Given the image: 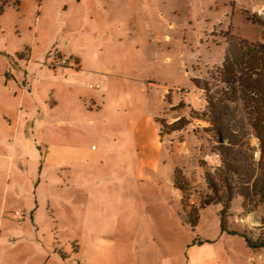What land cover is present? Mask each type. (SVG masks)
Segmentation results:
<instances>
[{
	"label": "rangeland",
	"instance_id": "obj_1",
	"mask_svg": "<svg viewBox=\"0 0 264 264\" xmlns=\"http://www.w3.org/2000/svg\"><path fill=\"white\" fill-rule=\"evenodd\" d=\"M263 8L264 0H0L3 77L14 74L51 112L21 126L18 140L2 126L0 264H264V247L249 243L263 234L264 215H244L242 198L225 228L222 205L201 209L195 229L186 219L210 195L205 172L221 166L195 80L221 88L229 36L264 44ZM55 51L75 71L61 73ZM60 119L65 126H55ZM241 126L259 159L258 139L247 120Z\"/></svg>",
	"mask_w": 264,
	"mask_h": 264
},
{
	"label": "trees",
	"instance_id": "obj_2",
	"mask_svg": "<svg viewBox=\"0 0 264 264\" xmlns=\"http://www.w3.org/2000/svg\"><path fill=\"white\" fill-rule=\"evenodd\" d=\"M252 21L259 22L256 18ZM226 43L219 71L221 88L213 91L207 83L201 85L195 80L207 94V131L217 139L221 166L214 172H205L210 195L186 215L193 229L198 225L199 211L208 206L222 205V228L226 227V217L236 197L242 198L244 215L264 206V44L250 45L236 36H229ZM245 120L259 141V159L255 157L257 148L241 126ZM177 173L176 170L174 185L183 190ZM249 243L255 249L264 247V232Z\"/></svg>",
	"mask_w": 264,
	"mask_h": 264
},
{
	"label": "crops",
	"instance_id": "obj_3",
	"mask_svg": "<svg viewBox=\"0 0 264 264\" xmlns=\"http://www.w3.org/2000/svg\"><path fill=\"white\" fill-rule=\"evenodd\" d=\"M3 48H0V133L2 132V126H10L14 129L12 134L17 136V140L20 134L21 126H40L37 124L36 115L43 114L45 117H49L51 112H48L43 109H37L36 104L33 101L34 92L32 88L27 90L24 86H19V81L14 74L7 75L4 79L3 74L8 70V61L4 58ZM36 50H33L35 54ZM30 62V61H29ZM75 62V61H74ZM76 63V62H75ZM66 67V68H65ZM61 67V73H66L70 71H75L69 66ZM14 80L15 83L12 81ZM20 87L21 92L18 90ZM178 120L176 116L170 121L172 125ZM55 126H65V121L60 119L54 122ZM207 126L210 123L206 124ZM172 135L175 136L177 131H171ZM179 133V132H178ZM11 134V132L9 133ZM15 136V137H16ZM11 142V141H10ZM10 145H8L9 147ZM12 146V145H11ZM14 146V145H13ZM175 155L177 161L179 159V151L181 144L179 141H176L174 145ZM0 149H1V140H0ZM8 156L0 151V160L6 159ZM4 170L0 167V176L4 175ZM11 174V173H10ZM18 178V177H17ZM11 179V175H10ZM259 214L264 215V206L259 208ZM254 220H252L253 222Z\"/></svg>",
	"mask_w": 264,
	"mask_h": 264
},
{
	"label": "built area",
	"instance_id": "obj_4",
	"mask_svg": "<svg viewBox=\"0 0 264 264\" xmlns=\"http://www.w3.org/2000/svg\"><path fill=\"white\" fill-rule=\"evenodd\" d=\"M257 13L258 14H260V15H264V8H263V10H262V12L261 11H257ZM262 13V14H261ZM53 57H54V59H55V62H56V66H60V67H62V66H66V65H70V63H73V62H70V60H67L64 56H62L59 52H57V51H55L54 52V54H53ZM203 96V94H200V101H203V99L205 100V98H203L202 97ZM255 157L256 158H258L259 156H258V152H255ZM17 216H18V218L20 219V220H22V216L19 214V213H17Z\"/></svg>",
	"mask_w": 264,
	"mask_h": 264
}]
</instances>
